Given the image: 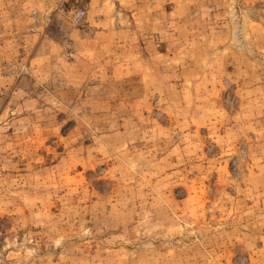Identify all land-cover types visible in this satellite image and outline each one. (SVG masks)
Segmentation results:
<instances>
[{
  "label": "rangeland",
  "instance_id": "rangeland-1",
  "mask_svg": "<svg viewBox=\"0 0 264 264\" xmlns=\"http://www.w3.org/2000/svg\"><path fill=\"white\" fill-rule=\"evenodd\" d=\"M0 264H264V0H0Z\"/></svg>",
  "mask_w": 264,
  "mask_h": 264
},
{
  "label": "built area",
  "instance_id": "built-area-1",
  "mask_svg": "<svg viewBox=\"0 0 264 264\" xmlns=\"http://www.w3.org/2000/svg\"><path fill=\"white\" fill-rule=\"evenodd\" d=\"M82 15H83V12L81 10H79L75 14H73L72 18L74 21L78 22ZM68 54L72 55L71 52H69Z\"/></svg>",
  "mask_w": 264,
  "mask_h": 264
}]
</instances>
